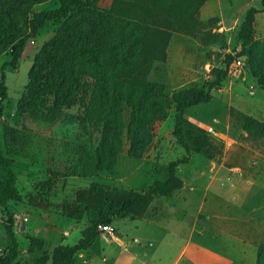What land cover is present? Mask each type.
Masks as SVG:
<instances>
[{"label": "rangeland", "instance_id": "374dc122", "mask_svg": "<svg viewBox=\"0 0 264 264\" xmlns=\"http://www.w3.org/2000/svg\"><path fill=\"white\" fill-rule=\"evenodd\" d=\"M117 1L83 0L65 25H48L39 29L35 37L27 38L16 65L4 68L7 98L3 101L0 119V155L11 161L16 187L23 197V202L8 204L16 225L24 223L34 231H41L48 224L49 214L57 212L39 205L71 201L74 191L88 187L90 182L143 190L153 180L163 178V169L169 161L185 155L172 135L171 107L166 116L155 123L152 139L139 157L132 156L130 143L124 136L112 170L100 171L96 168L98 134L89 122L80 120L82 90L91 87L94 78L82 76L79 84L67 81L76 90L71 106H61V100L45 85V79L55 73L51 63L56 57L57 46L63 43L65 47H75L82 40L91 41L100 30L110 32L125 24L126 20L115 21L117 15L112 8ZM261 1L250 0L249 7L261 8ZM56 2L0 0V71L10 62L11 48L19 37L29 33L27 22L32 13L53 8ZM201 8V22L213 18L204 19ZM197 28L198 31L191 34H173L165 62H154L151 67L148 81L162 86L168 96L178 89L198 87L211 81V68H223L226 56L240 51L236 41L238 26L225 32L226 37L220 44L208 42L204 37L207 31H222L218 26ZM253 38L256 41L264 39V12L255 15ZM36 57L37 65L34 64ZM32 67L34 73L30 76ZM88 97L85 96L86 103ZM231 108L244 114H249L250 110L264 122V88L251 79L245 57L241 58L238 73H228L220 88L212 90L211 101L190 107L184 113L187 122L205 131L214 146L212 157L191 154L187 163L179 164L176 173L183 179L185 188L174 192L171 198V195L157 197L150 209L162 208L165 214L167 211L182 214L185 228L190 222H196L202 231V243L215 249L221 242L214 217L233 213L239 219L236 213L240 214L243 229L249 233L243 232L244 238L238 245L235 240L230 241L240 246L243 254L240 261L234 260L232 264H256L257 247L264 243V137L256 138L243 132L240 122L230 114ZM211 179L217 180L209 185ZM48 180L53 186H47ZM208 185L207 195L203 197ZM180 195L185 198L181 199ZM197 211L201 213L194 219ZM3 218L4 211L0 208V254L6 247ZM161 219L162 216L158 217ZM81 225L84 227L85 222ZM76 233L79 231L74 230L65 244H74L76 241L72 238ZM18 238L21 244L26 243L21 235ZM31 262V256L21 259V264Z\"/></svg>", "mask_w": 264, "mask_h": 264}, {"label": "trees", "instance_id": "16d2710c", "mask_svg": "<svg viewBox=\"0 0 264 264\" xmlns=\"http://www.w3.org/2000/svg\"><path fill=\"white\" fill-rule=\"evenodd\" d=\"M56 1L55 7L32 13L27 22L29 33L19 37L11 48L10 62L1 67L0 119L3 101L7 98L4 68L16 65L27 38L35 37L39 29L48 25H65L83 4V0ZM204 1L133 0L131 4H125L118 0L112 11L117 15L115 21L126 20L122 27L113 28L110 32L100 30L91 41L80 39L81 43L75 47H65L63 43L57 46L56 57L51 63L55 73L45 79V85L54 92L55 98L61 100V106L74 104L76 90L67 84L69 79L79 84L82 76L94 78L91 87L87 85L89 87L82 90L80 102L83 114L80 120L82 123L89 122L98 134V170H112L122 149L124 136L130 143L132 156L139 157L141 150L152 139L155 123L162 120L171 107L172 135L175 143L184 149L185 155L169 161L163 169V178L153 180L143 190L90 182L88 187L75 190L71 201L39 205L40 208H51L75 224L85 222L81 237L75 244H59L50 251L44 249V239L36 235L33 228L24 223V229L22 224L16 225L8 204L23 202V197L16 187V174L11 161L0 155V208L4 211L2 225L6 236L0 264H21V259L26 255L31 256V264H75L76 253L87 249L98 235V224H111L120 219H142L151 215L155 208L150 209V205L157 197L170 196L183 187L184 181L176 173L179 164L187 163L191 154L212 157L214 146L205 131L187 122L184 113L190 107L211 101L212 90L220 88L237 58H246L251 79L264 88V39L256 41L253 38L255 15L264 12V0L261 1V8L249 7L246 10L236 32L240 51L229 53L223 68H211V81L198 87L178 89L169 96L162 86H154L148 81L153 63L165 62L166 49L173 34H191L198 31L199 26L216 25V17L205 23L200 21L199 10ZM225 34L224 31H207L204 37L208 42L220 44ZM34 64H38L37 57ZM33 73L34 67L30 76ZM86 95H89L87 103L84 101ZM126 110L127 121L124 120ZM230 114L237 118L241 130L247 135L264 137L263 121L233 108ZM46 182L49 187L54 184L51 180ZM18 235L26 243L21 244ZM256 264H264V243L257 247Z\"/></svg>", "mask_w": 264, "mask_h": 264}, {"label": "crops", "instance_id": "0c3cea01", "mask_svg": "<svg viewBox=\"0 0 264 264\" xmlns=\"http://www.w3.org/2000/svg\"><path fill=\"white\" fill-rule=\"evenodd\" d=\"M249 1L205 0L200 12L204 19L209 16L216 17V26L227 32L242 21L245 11L249 8ZM248 113L259 119L250 110ZM213 180L217 179H211L208 184ZM209 185L205 187L203 197L207 195ZM172 196L174 195L169 198ZM180 198L184 199L185 196L180 195ZM200 213L197 211L194 219H197ZM236 215L239 219L234 217L233 213L214 217L220 233L217 237L221 242L217 249L202 243V231L196 222H190L185 228V218L182 214L169 211L165 214L162 208H155L151 215L142 219L114 220L111 223L114 232L98 234L87 249L76 253L75 264H232L234 260L240 261L243 258L240 246L237 245L244 238L243 232L249 233L243 229L242 216L238 213ZM161 216L160 221L158 217ZM47 222L41 231H33L34 228L32 231L44 239V249L48 251L59 244L73 245L65 242L74 230H78L79 233L72 238V241L77 242L84 228L81 223L75 224L71 219L57 213L49 214ZM20 224L24 229V224L18 225ZM231 240H235L237 245L230 243Z\"/></svg>", "mask_w": 264, "mask_h": 264}, {"label": "built area", "instance_id": "2783aa9c", "mask_svg": "<svg viewBox=\"0 0 264 264\" xmlns=\"http://www.w3.org/2000/svg\"><path fill=\"white\" fill-rule=\"evenodd\" d=\"M241 65V58H237L231 64V69L229 73L237 74L239 71V66ZM96 231L98 234H112L114 232V228L111 224H98L96 227Z\"/></svg>", "mask_w": 264, "mask_h": 264}]
</instances>
